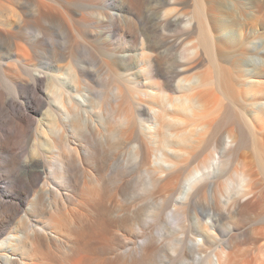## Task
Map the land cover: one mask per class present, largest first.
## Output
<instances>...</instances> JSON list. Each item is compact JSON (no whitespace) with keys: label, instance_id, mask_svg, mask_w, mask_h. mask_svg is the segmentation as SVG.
Listing matches in <instances>:
<instances>
[{"label":"bare ground","instance_id":"6f19581e","mask_svg":"<svg viewBox=\"0 0 264 264\" xmlns=\"http://www.w3.org/2000/svg\"><path fill=\"white\" fill-rule=\"evenodd\" d=\"M10 1L0 0V78L14 91L15 108L28 110L20 100L29 94V103H38L32 114L40 107L48 110L38 126V151L33 147L21 157L3 143L16 194L0 189V212L10 208L0 215V264H113L119 258L90 261L99 255L98 247H111L115 236L110 209L116 206L100 202L113 176L108 179L104 149L92 139L108 123L147 187L171 197L175 223L187 226L183 220L192 214L187 237L198 256L195 264H264V243L240 248L251 239L256 244L254 235L264 229V0ZM82 9L96 15L90 32L97 43L93 64L59 65L55 52L46 56L50 66H42L41 41L55 25L71 36L66 14L73 18ZM106 78L118 81L115 104L105 99L104 89L95 95L96 104L87 90L93 92ZM125 89L135 93L136 110ZM18 115L21 121L31 116ZM73 158L80 168L90 167L91 183L97 184L88 187V198L69 194ZM40 182L58 187L44 192L57 199L39 204L42 209L35 201ZM22 209L28 215L19 224L28 234L10 224ZM204 212L210 221L202 223ZM57 243L66 246L62 257L52 250ZM147 246L146 241L128 248L119 262L144 264L155 255Z\"/></svg>","mask_w":264,"mask_h":264},{"label":"rangeland","instance_id":"374dc122","mask_svg":"<svg viewBox=\"0 0 264 264\" xmlns=\"http://www.w3.org/2000/svg\"><path fill=\"white\" fill-rule=\"evenodd\" d=\"M11 1H10V4H11ZM13 2H16V1L13 0L12 4H13ZM66 15H67V17H66L67 21L69 20L68 21L69 24L72 25L71 36L65 35V33L61 30V28H59L56 25L51 28L50 33H49V38H45L46 40L45 39L42 40L40 43L41 45H39V49L44 50V51L39 50V52H41V65L42 66H45V67L50 66V62L48 63V60H46V56L48 57V56L54 54L55 52L58 54L57 58L59 59V62H57V63L59 65H64V64L67 65L72 60L83 61V63L89 64V65L93 64L92 54L94 51H97V46L95 47V45H97V43L94 41L95 37L92 36V34L90 32L93 30V28L95 26V20H96L95 11L94 10L91 11V9H88V10L82 9V11H80V13L76 17H73V18H71L72 16H70L68 14H66ZM77 18L81 19V20L83 18V21L85 20L84 22H86L85 23L86 25L78 22ZM90 21H91V23H90ZM74 25H75V27H74ZM76 26H78L79 28ZM86 29H87V31H86ZM84 30H85V33L83 32L84 33V35H83L82 31H84ZM87 33H90L91 35L87 34ZM82 35H83V38H82ZM4 47H5L4 50H8L7 49L8 48L7 42L4 45ZM53 49H55L57 51H53ZM51 51H53V52H51ZM104 80L105 79H103V81L101 80V85L103 84L102 86H96L95 89L93 90V92L92 91L90 92L89 90H87V93L95 100L94 97H97L95 95L99 94L98 91L104 89V90H102L103 91L102 93L107 94V95L105 94L106 96L103 94V96H105V99L108 101L109 104L110 103L115 104L114 103L115 88H113V87H115V85L118 83V81L116 83V80L114 82V80L107 79V78L105 81ZM105 83H106V85H104ZM111 85H113V86H111ZM107 91H108V93H107ZM109 91H111V92H109ZM13 93H14V91L12 90L10 85L7 82H5L3 79L0 78V136H1L0 137V178H1L0 189H1V191L4 190L7 192L13 191V193L16 194L14 192V189H15L14 175L10 171L8 161H7L10 157L9 151H6L7 149H4V148H7L8 146L3 145V143L9 142L10 143L9 149H14V152H19L21 157H23V156L25 157V155H24L25 150L31 151L30 149H32L33 147H35L34 149H37L36 151H38V148H36V146H34L35 143H37L36 138L38 137L37 134L39 133L38 126H40L41 124L43 125L44 121H42L41 119L43 118L44 113L48 110V106H44L42 108L40 107L37 113L32 114L31 108H36L38 106V103L37 102L29 103L30 102V95L25 94L24 98H22V100H20V103H22L24 106L28 103L27 108H29V109L28 110H26V109L22 110L21 108H18V107L15 108L14 107L15 105H13V103H12V99L13 100L15 99V98H13V96H14ZM123 94L127 97L126 101L129 102L128 105H130L131 108H134V110H136L137 100H136L135 93L131 89H125L123 91ZM95 101L97 102L96 104H99V102H100L99 98H96ZM105 107L106 106L105 105L103 106V104H102L101 109L103 108L102 111H103L104 115H105V113H104ZM18 111H21L24 114L30 113L31 116L28 117L25 121H21L19 118V115H18ZM23 122H25V123H23ZM109 124L110 123L107 124L106 128H103V129L100 128V133H97V135H96V136H98V135H100V136H98V137L95 136L92 139L96 145H98V146L100 145L99 148L104 149V153H105L104 157H105L106 163H107V174H108L107 177H108V179H110V175L113 176L112 179L110 180V182L107 184L108 187H105L106 189H105L104 200L102 199L100 202L104 201V202H102L103 204L104 203L108 204V205L110 204L111 206H113L112 208H115V206H116V209H118L117 212L115 211L116 209H114V210L110 209L111 210L110 212H112V214L110 216L112 218L114 217V219L116 221L118 220L117 222H115V220L113 221L114 223L112 222V225L110 228V231H111L110 234H112L113 236L115 235L116 237L118 236V237L116 239H115V236L111 237L112 240L114 238L113 241H110L113 244V246H112V244L110 243L111 247H113V249L111 247H109V248H111V250L108 247L103 248V249H102V247H98V252H99V249L101 250L100 253H98L99 255H95L94 256L95 258L93 257V260L90 259V261L91 262L93 261V263H102V261H103V263H104V261L108 260L109 257L110 258L112 256L114 257L117 254L119 256L118 259H120L121 258L120 256H123V254H124V258L126 260L127 254H125V252L127 253L128 248L131 249V251L133 250V248L138 249L139 245L141 246L147 241V245H148L147 247L152 248L154 251L152 252V250H151V252H152V254H155V255H151V257L146 258L144 260V264H170V263H172V264L173 263H175V264H195L196 263L195 261H197L198 256L195 254V252H193L192 244L191 243L189 244V242H190L189 238L191 236V235L189 236V234H191L189 232L190 231L192 232V228H190L191 227L190 223L192 220L191 219L192 214L189 212L186 215V218H190V220H188V219L187 220L185 219L186 221L183 220V222H185L184 224H186L187 221L190 222V223L188 222V225L186 224L187 226H184V225L178 226L177 223H175L173 218L170 217L171 216L170 211L174 207L173 200L171 199V197H170L171 200L167 197L168 196V195H166L167 192H165V191L160 192L157 190V188H154V187L148 188L147 187L148 186V184L146 185L147 180H146L142 170L140 168L135 169V167L133 166L134 165L133 163H131V164L128 163V161L126 159V158H128V156H126L127 154L125 155L124 152L122 151L125 149L122 147L118 138L115 137L114 134H112L113 132L115 133L116 129H114V128H116V127H114L113 124H110V125ZM38 141H40V140H38ZM110 145H111V147H110ZM15 148H16V150H15ZM33 150H32V152H33ZM121 152H123V153H121ZM36 156H40L38 152H37ZM216 158H218V155H216ZM23 160H24V158H23ZM49 160H51V159H49ZM72 160L73 161H72L71 167H72V176H73L72 180L73 181H71L72 185L68 188L69 194L72 196H77V197L78 196L81 197V195H82L83 197L85 196L86 198H88V196H87L88 187L93 188L94 186L97 185V184L91 183L92 180H91V176H90V171H91L90 167L84 166V167L80 168L78 166L76 159L73 158ZM217 161H218V164L216 165V168L220 171L219 167H220L221 158H219ZM42 165H44V163H42ZM114 180H115V183L111 184V182ZM53 181L55 182L58 180L56 178V179H53ZM41 186H43L42 182H40V184H38V186L36 187L37 197H36V200L33 199V201L35 200L36 203H38V205L43 204V203H44V205H46V203L48 204V202L50 203L53 201L56 202L55 199H57V197L55 196V194H53L52 192L49 194L44 193V192L48 191V189H52V188L58 189L56 184H54L52 182L47 187H44V186L41 187ZM38 188H39V190H38ZM60 188H62V187H60ZM107 188H108V191H107ZM42 192H43V194H42ZM63 192H67V190H63ZM38 194H39V196H38ZM41 195H42V197H41ZM15 196H17V195H15ZM161 200H163V201H161ZM159 201H161L162 203L161 202L159 203ZM157 204H159L160 206L158 207ZM44 205H39L38 207H41V209H42V208H44L43 207ZM201 206H207V201L202 200ZM4 207H3V209H5L4 212L10 211V208H8L7 205ZM4 212L3 211L0 212V215L4 216V214H5ZM205 213L206 212L201 213L202 214L201 215L202 223L206 222V221H210L208 216ZM24 214H27V213L24 211V209H22L18 214H15V216L13 217L14 220H12L10 222V224H11V228H15L17 226L18 229H20L22 232L25 231L24 233L28 234L29 232H27V229L23 228L24 227L23 225L22 226L20 225L21 224L20 222H22V224H23V221H21V220H24L22 218L24 216ZM151 215H153V217ZM41 216L42 215H40L39 217L41 218ZM154 216H156V217H154ZM188 216H191V217H188ZM123 217H124V220L122 222H121V220L117 219V218L121 219ZM127 220H129V221H127ZM126 221H127V224L125 225ZM183 222H182V224H183ZM258 225L259 224H257L256 226H258ZM20 226H21V228H20ZM180 226L182 227V229L180 228ZM246 226H247V231L249 232V230H251V223H249V224L247 223ZM175 227H177V229L179 227V229H181V230L185 229V227H186V229L183 230V232H181V230L178 231L179 229L174 230ZM187 227H188V229H187ZM262 230L259 233L254 235V237L255 236L257 237L258 242L256 244H254L253 243L254 239L249 240V242L247 244L245 243V244L240 246V248H242L241 252L247 251L249 248L248 245L251 247H256V246H259L260 244L264 243V235H263L264 229H262ZM172 231H173V233H172ZM177 232H178V234H177ZM182 233H185V234L182 235ZM110 234H109V236H110ZM187 235L189 236V238L187 237ZM185 239H187L188 241ZM179 240L182 241L183 245L181 242H178ZM237 240L239 242L240 238ZM175 243H180L181 245L176 244V246L179 245V247L181 249L179 247L178 248L174 247ZM236 243H237V241H236ZM60 244H63V243H57L58 246H53L55 248L52 247L53 248L52 250L55 251L54 255H56V253L58 252L57 254H59V255H57V256H61V254L65 255V253L67 252L66 251L67 249L65 250L66 246H64V244L63 245H60ZM185 246H186V249H185ZM56 247H58V248L56 249ZM173 248H174V250H172ZM182 249H183V251H186V252L184 253L182 251ZM109 250H110V252H109ZM177 251H179V252H177ZM119 253L120 254L122 253V255H119ZM181 255H183V256L181 257ZM173 258H175L176 262H174L175 260ZM109 260H111V259H109ZM117 260L114 259L115 262L113 260H111V261L113 262V264L114 263L120 264V262H121V264L125 263L124 262L125 260L120 261V262L118 260V262L116 263Z\"/></svg>","mask_w":264,"mask_h":264}]
</instances>
